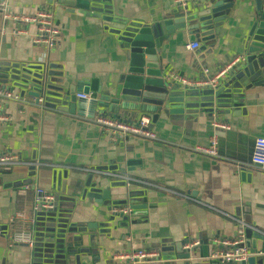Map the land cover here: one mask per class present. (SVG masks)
I'll list each match as a JSON object with an SVG mask.
<instances>
[{
    "label": "crops",
    "instance_id": "crops-1",
    "mask_svg": "<svg viewBox=\"0 0 264 264\" xmlns=\"http://www.w3.org/2000/svg\"><path fill=\"white\" fill-rule=\"evenodd\" d=\"M106 1L111 14L107 18L128 25H158L179 10L175 0ZM194 4L189 2L186 8ZM42 9L53 12L54 25L60 31V41L52 50L31 43L30 37L35 34L33 27H27L28 36L19 37L14 34L19 25L4 20L5 12L30 16ZM68 10L55 2L49 4L47 0H5L0 4L1 64L15 68L24 66L30 71L43 67L47 72L49 67H55L52 74L61 77L55 80L66 81L69 88H75L84 78L98 85L107 81L118 60L113 41L100 23L85 18L76 21ZM231 13L213 38L215 44L208 47V63L203 69L198 63L197 50L192 52L187 48L192 43L202 44L201 38L170 33L168 41L162 44L161 54L166 75L177 74L197 81L204 69L208 76H214L235 58H245V36L249 31L247 15L242 9ZM230 73L220 84L222 81L225 84ZM14 84L18 83L0 81V88L21 95L22 91ZM192 93L198 95L195 104L202 105L211 99L213 91L210 94L205 88H199ZM27 95L25 91L24 96ZM95 97L90 93L89 100ZM241 98L245 102L243 107L219 109L222 114L213 123L195 124L193 130L186 131L175 128V120L170 122L160 117L155 124L151 121V129L159 142L131 139L118 144L111 143L86 118L58 113L55 105L49 111H40L32 106H19L14 101L0 102L1 114L12 120L0 124V156L49 165L38 170L0 167L4 172L0 175V233H10L14 229L15 225L9 223L14 214L29 213L34 191L30 187L25 191L26 185L43 188L57 198L54 218L38 217V224L41 223L34 228L36 231L33 229L34 248L9 247L6 237L0 235V264H55L54 254L46 255L49 227H60L59 231L70 238V233L79 229L97 230L98 233L99 226L103 225L106 228L102 229L105 232L102 237L89 234L88 247L97 245V248L92 256H83L87 264H114L111 255L129 249L127 238L133 248L159 251L167 261L165 264H217L201 260L199 254L190 261L183 248L195 241L209 244L213 240L218 242L233 237L237 223L232 218L247 227L254 226L256 234L264 231V174L244 164L246 158L252 157L253 140L264 139V85L253 88ZM100 114L115 116L102 108L97 109L96 115ZM143 116L151 118L146 113L132 112L123 113L118 119L135 122ZM213 124L225 125L227 129H217L218 157L210 161L207 184L196 198H192L196 202L168 194L165 190L187 196L186 188L193 175L182 161L192 157L187 149L207 145L214 135ZM129 162L139 163L128 167ZM236 165L252 171L250 182L241 181ZM90 168L127 175L134 182L126 185L110 176H94L82 171ZM104 192H107L106 199ZM130 194L139 196L129 197ZM132 201H143L140 205L146 206L147 214L127 228L119 216L113 218L112 212ZM245 244L252 249L256 241L245 238ZM66 264H82V260L75 263L67 259Z\"/></svg>",
    "mask_w": 264,
    "mask_h": 264
},
{
    "label": "water",
    "instance_id": "water-1",
    "mask_svg": "<svg viewBox=\"0 0 264 264\" xmlns=\"http://www.w3.org/2000/svg\"><path fill=\"white\" fill-rule=\"evenodd\" d=\"M4 2L5 0H0V4ZM53 2L69 9L68 12L76 21L85 18L100 23L103 31L108 32L110 40L114 43L118 60L115 69L110 72V77L102 85L84 78L75 85V88H69V84L64 80H55L61 78L52 74V71L57 69L55 67H49L48 72V69L43 67H36L30 71L24 66L18 69L0 62V81L17 82L14 87L22 91L21 95L17 93L20 97H24L25 91H28L26 97L43 98L47 109H53L51 106L55 105L58 113L76 115L75 117L80 119H92L99 108L108 110L116 118H120L123 113H146L151 115L153 124L162 117L170 122L175 120V128L191 131L195 124L200 126L206 122H215L214 119L222 114L219 109L226 111L243 107L245 102L241 96L253 88L264 85V0H205L195 3L190 9L186 7L179 9L171 19H165L158 25L140 26L109 20L107 17L111 14L106 0H47L49 4ZM238 9H242L247 15L249 31L245 36L246 56L241 65L235 66L225 84L222 81L215 89L205 88V92L210 91V94L213 91L210 100L204 101L202 105H196L194 99L198 95L192 93V90H181V87L172 82L164 72L162 44L168 41V36L172 32L178 35L186 34L188 37L198 35L202 44L199 45L196 54L199 56L198 63L203 69L202 67L208 63V47L215 44L213 38L219 34L223 24L230 18L231 12ZM33 85H35L34 89H32ZM8 91L13 92V90ZM90 93L95 94V99L90 98L86 101L76 98V95L88 96ZM212 133L217 135V130L213 128ZM255 140L251 143V150L254 148ZM211 160L192 156L182 161L191 176L193 175L186 188L188 190L186 194L191 198H196L204 189L203 185L207 184ZM250 160L246 158L244 164L250 165ZM138 163L129 162L127 165L132 167ZM3 173L0 170V175ZM237 173L241 181L250 182L252 171H248L245 166H237ZM92 188H95V185ZM104 193L106 199L107 192ZM136 196L139 195H129V197ZM143 203V201L129 202L122 207L128 208L129 212L126 214L112 212L113 218L119 216L126 223L127 228L131 227L134 220L146 216V206L140 205ZM56 207L57 203L52 212L37 215L33 229L39 227L41 223L39 221L38 224L39 216L54 218ZM253 227L245 229V238L256 241L255 246L250 249L251 257L248 264H264V231L256 234ZM103 228L106 226H99L98 233L97 230L79 229L70 233V238H66L65 233L59 231L60 227L56 229L49 227L47 231L49 247L46 255L54 254L55 264L61 262L66 264L67 259L75 263L82 260V264H87L83 256H92L97 248V245L88 247L91 241L89 234H98V237H102L105 234ZM33 229L34 234L37 228L34 229L35 231ZM13 230H10V233H2L6 241L8 234H12ZM35 237L34 235L36 244ZM212 249V246L208 249L207 245H204L202 248L184 250V252L186 259L192 261L198 254L201 259H206ZM257 253L261 254L257 256Z\"/></svg>",
    "mask_w": 264,
    "mask_h": 264
},
{
    "label": "built area",
    "instance_id": "built-area-1",
    "mask_svg": "<svg viewBox=\"0 0 264 264\" xmlns=\"http://www.w3.org/2000/svg\"><path fill=\"white\" fill-rule=\"evenodd\" d=\"M205 0H175L176 6L180 8H185L189 2L199 3ZM4 20L6 22H12L19 25V28L15 30L14 34L19 37L28 36L27 27H33L35 29V34L30 37V41L35 46L45 47L46 50H52L60 41V31L54 25V14L50 10H38L33 15L30 16H13L4 13ZM190 51H196L199 48V44L192 43L188 47ZM244 57L240 56L232 60L225 68L221 69L214 76H208L206 69L202 70V77L193 81L180 77L177 74H172L169 79L176 85L185 90H197L199 88L210 87L215 89L219 86L221 80L233 70V68L243 62ZM90 95H76L77 99L89 100ZM14 101L18 103L19 106H32L38 108L40 111H49L44 105V99H32L26 96L20 97L14 92H10L4 88H0V102ZM28 101V102H26ZM30 102V103H29ZM97 112V111H96ZM90 118H86L87 122L96 125L101 132H103L108 140L113 144H118L131 139H142L152 142H159L156 134L151 129V118L143 116L138 118L135 122H125L121 121L115 116L111 115H96ZM12 120L8 116L1 114L0 108V124H8ZM213 124L214 129H227L225 125ZM218 142L215 135H213L206 146H197L194 148L187 149V153L193 157L214 159L218 157ZM24 167L27 169L38 170L42 167L49 166L42 164L40 162L27 163L19 160L16 157H11L8 155L0 156V167ZM252 169L264 174V139L257 138L254 143V148L251 157V164L249 165ZM56 167V166H51ZM61 167V166H59ZM57 168V167H56ZM83 172L89 173L94 176H110L113 179L120 180L126 185L133 183L134 181L127 175H119L113 172L99 170L96 168H90L82 170ZM152 188H158L157 186L146 184ZM33 189L34 200L31 209L28 212H19L12 216L9 223L14 227L13 233L8 234L7 243L9 247L14 245H22L28 248H34L35 241L33 235V226L37 215L40 213H49L55 209L56 198L52 192L46 191L43 188L26 185L27 190ZM168 194L179 197L180 199L196 202L190 196L183 194H178L172 191L165 190ZM128 208L114 209L115 214H126L128 213ZM237 226L234 230L233 237L226 239L224 241H210L208 244H202L201 242L195 241L191 244L185 246L184 250H192L194 248H201L204 245L212 246L213 249L209 253L206 259L209 262H214L217 264H248L251 257L250 249L245 244V229L247 227L244 223L236 220ZM252 229V228H251ZM255 232V230L253 229ZM130 243L128 250L118 252L111 255V261L114 264H165L167 261L163 258L161 253L156 250H145L142 248H133L129 238L126 239ZM259 253L258 255H260Z\"/></svg>",
    "mask_w": 264,
    "mask_h": 264
}]
</instances>
